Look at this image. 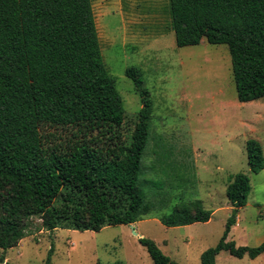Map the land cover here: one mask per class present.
<instances>
[{
  "label": "trees",
  "instance_id": "16d2710c",
  "mask_svg": "<svg viewBox=\"0 0 264 264\" xmlns=\"http://www.w3.org/2000/svg\"><path fill=\"white\" fill-rule=\"evenodd\" d=\"M168 6L178 47L203 38L227 45L236 99L264 97V0H168ZM125 75L143 103L129 134L122 98L103 62L92 0H0V248L17 245L28 218L37 214L47 230L96 232L150 214L139 177L151 100L139 68L128 67ZM245 146L256 174L264 168L262 146L253 138ZM156 156L155 163H165L158 151ZM250 190L242 172L227 184L234 208L200 264H216L221 251L237 258L264 253V241L237 246L227 240ZM210 217L193 199L159 219L172 227ZM138 241L154 264H178L154 240ZM52 252L50 247L45 264Z\"/></svg>",
  "mask_w": 264,
  "mask_h": 264
},
{
  "label": "rangeland",
  "instance_id": "374dc122",
  "mask_svg": "<svg viewBox=\"0 0 264 264\" xmlns=\"http://www.w3.org/2000/svg\"><path fill=\"white\" fill-rule=\"evenodd\" d=\"M103 62L122 98L124 133L143 106L128 67L139 68L151 100L139 190L150 214L131 224L99 231L42 227L40 215L27 220L26 236L0 248V264H154L138 241L147 237L178 264H200V255L220 239L233 210L226 186L242 172L251 190L237 212L227 240L237 246L264 241V168L251 173L246 141L256 139L264 156V97L236 99L231 57L225 44L178 47L170 26L168 0H92ZM164 164L154 161L159 158ZM165 165V166H164ZM199 199L207 222L168 227L160 217L182 201ZM3 257V259H1ZM216 264H264V253L237 258L227 251Z\"/></svg>",
  "mask_w": 264,
  "mask_h": 264
}]
</instances>
